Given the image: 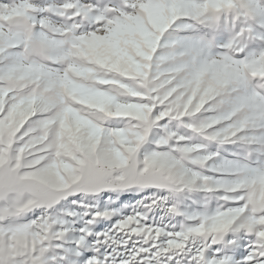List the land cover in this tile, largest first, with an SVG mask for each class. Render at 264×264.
Instances as JSON below:
<instances>
[{"label": "snow or ice", "instance_id": "1", "mask_svg": "<svg viewBox=\"0 0 264 264\" xmlns=\"http://www.w3.org/2000/svg\"><path fill=\"white\" fill-rule=\"evenodd\" d=\"M0 264H264V0H0Z\"/></svg>", "mask_w": 264, "mask_h": 264}]
</instances>
